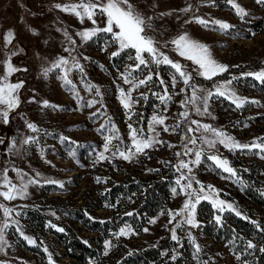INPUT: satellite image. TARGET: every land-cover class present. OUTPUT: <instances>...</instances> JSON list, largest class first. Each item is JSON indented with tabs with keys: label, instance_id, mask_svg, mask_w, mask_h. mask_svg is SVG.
<instances>
[{
	"label": "rangeland",
	"instance_id": "obj_1",
	"mask_svg": "<svg viewBox=\"0 0 264 264\" xmlns=\"http://www.w3.org/2000/svg\"><path fill=\"white\" fill-rule=\"evenodd\" d=\"M76 2L78 0H0V74L6 71L3 62L8 58V53L15 51L17 55L11 57V62L21 71L13 73L9 81H23V87L19 90V107L10 113L7 123L0 117V172L7 169L9 178L18 185L16 169L25 174V182L34 177L41 181L38 185H29L27 195L22 198L7 201L0 197V204L14 210L11 217H5L0 209V227L5 220L10 225L4 231L7 243L0 251V264H47L50 263L49 253L54 264H108L121 253L134 248L169 244L172 240L170 230L182 219L177 217L176 221L169 223L168 213L180 210L187 199L180 186L175 183L181 175L175 166L180 160L194 159V155H176L178 152L183 153L187 143L184 136L189 121L180 116V113L185 111L180 105L185 94L180 93V90L186 86L178 78L176 87H171V77L175 70L168 65H151L150 68L141 66L140 71L132 72L133 77L143 78L149 71L158 75H154L148 86H141L132 92L133 98L139 102L133 104L132 112L135 115L129 119V111L121 103L120 88L127 91L130 86L123 82L120 74L130 71L128 66L135 61L129 59V56L134 57L135 52L131 49L125 50L115 56V59L119 60L111 62V54L117 51L118 45L110 42V35L101 33L87 42L77 36L76 33L80 31L97 26L104 27L106 18H98L97 25L88 20L81 23L74 14L55 7L58 3L64 5ZM131 2L145 17H152V29L148 30L147 34L153 36L161 45L187 33L192 39L208 45L213 58L228 66L227 72L209 80L198 75L197 66L192 61L180 57L174 51L173 45L162 48L169 58L181 63L192 73V84L202 89L214 90L216 86L231 81L224 89L226 93L231 90L241 98L258 102L245 103L241 108H237L227 95H213L208 101L210 114L197 115L191 111L189 120L195 119L201 124H209L241 144H251L256 140L264 142V92L258 87L260 81L244 75L264 70V4H258L256 0H236L248 12V15L241 19L227 0H215L214 4L212 0ZM189 5L191 11H181ZM194 17L209 21L221 20L233 27L227 31L218 30L217 26L211 24L205 27L195 22ZM9 30L14 33V39L11 45H5ZM65 32L68 35H65ZM69 36L75 41L74 45ZM105 48L107 50H104ZM61 57L69 61L68 78L75 85L73 91H70V86H66L61 79L64 75L63 68H53L47 76L44 75V70L51 68ZM73 57L83 66V73L73 66ZM160 78L166 82L169 92L173 95L172 101L167 105L154 95L164 94V86L159 83ZM88 85L98 86L100 95L96 94L95 89L89 91ZM77 93L81 99H77ZM140 93H145L147 99L142 98ZM33 97L35 102H30ZM44 100L59 107H44ZM92 100L98 102L88 107L87 102ZM153 115L166 116L165 124L169 128L178 123L180 126L175 132H165L163 126L156 125L159 134L157 138L164 143L146 149L145 154L136 155L131 160H124L119 155L112 156V152L116 151L113 145L121 146V150L131 146L128 128L130 123L134 127H142L146 136L152 135L148 131V125ZM26 122L34 123L40 131L32 132L27 128ZM101 125H105V128L98 131ZM114 129L119 130L120 139L113 140L112 145H109L111 151L104 153L109 159L101 160L99 154L104 152V144L107 142L105 137L114 135ZM194 135L199 137L200 133ZM204 135L213 138L209 133ZM28 136L34 137L37 142L23 144V140ZM61 137H67L73 143L62 141ZM13 140L16 141L14 148L11 143ZM188 147L204 149L201 163L191 165L194 181L198 180L205 186L204 194L210 195L212 199L223 200L226 204L231 203L241 215L246 214L240 209V204L243 203L248 205L253 214L264 218V210L252 204L238 184L240 175L251 173L264 187V159L256 154L255 150H229L219 142L214 149H210L207 145H202L199 139L197 145L189 144ZM70 150L75 152V156L70 154ZM210 154L227 159L230 166L236 170V176H230L216 167L214 162L207 159ZM125 168L143 174L161 168L172 171L175 175L167 208L149 215L141 231L128 221L119 223V212L108 208L106 202L101 199L108 179H119ZM36 173H40V176L36 177ZM45 179L63 182L64 187L45 183ZM209 185L215 192L208 190ZM174 187L177 188V194L172 192ZM199 187L200 185L193 182V188L198 190ZM4 190L6 189L0 188V191ZM205 202L211 204L215 215L223 216L232 211L220 213L213 207L211 199L201 200L196 207V219L201 227L181 225L176 228L177 236L184 238L186 245L191 247L188 257L191 264H242V261L253 264L255 255L250 253L253 250L238 247L230 241H216L204 230V221L199 217V211ZM81 204L97 219L113 218L116 222L115 229L107 231L106 234L92 232L80 220L67 215L69 208H76ZM29 210L49 217V225H54L55 229L67 225L71 231L88 240L98 250L100 258L80 262L70 258L62 241L55 234L45 232L30 220L27 221ZM211 215L210 210L205 211L203 218L208 219ZM152 220L156 222L151 223ZM28 222L32 223V226L27 227ZM126 225L131 227L133 234L118 237L119 230ZM17 227L36 243L29 244L16 230ZM145 228L148 229L147 232L144 231ZM189 234L201 246L198 254ZM106 241L112 243V247L107 250ZM45 248L48 251L44 257L39 251ZM105 251L107 255L104 254ZM240 253H243V256L241 260H237L236 255Z\"/></svg>",
	"mask_w": 264,
	"mask_h": 264
},
{
	"label": "snow or ice",
	"instance_id": "obj_2",
	"mask_svg": "<svg viewBox=\"0 0 264 264\" xmlns=\"http://www.w3.org/2000/svg\"><path fill=\"white\" fill-rule=\"evenodd\" d=\"M227 2L232 6L235 10L236 15H238L241 19L248 15V12L236 2V0H227ZM212 3H215V0H212ZM258 4H264V0H256ZM55 7L64 12H69L74 14L79 18L81 23H84L85 20L91 21L93 25H97L98 18H106L104 27H94L90 29H86L76 33L83 41L87 42L92 40L98 34H108L111 37L110 42H114L118 45L117 51H114L111 55L112 57L120 55L121 52L125 50L131 49L134 50L135 56H129V59H133L135 61L134 64L129 65L128 68L130 71L127 74L121 73V79L125 84H128L130 87L127 91L125 89L120 88V99L123 107L129 111V119H131L132 115H135L132 112L133 104L138 103V100H135L132 96V92L139 89L141 86H148L150 82L153 81L154 75H158L149 71V73L143 78H136L132 76V72L140 71L141 66L144 68H150L151 65H168L172 69H174V73L171 77V87L175 88L179 80H182L183 84L186 86L185 88L180 90V93L185 94V98L180 101V105L185 111L180 113V116L183 120H188L189 123L186 126V132L184 139L187 143L184 146L183 153H176L179 157L181 155L184 156H192L194 155V159L190 161L180 160L179 164L175 166L177 172H181V175L176 179L175 183L180 186L181 191L186 196V201L182 205V208L175 212H169L170 220L169 223H172L177 220V217H181L182 219L176 223V227L171 229V239L173 241H177L179 243V237L177 236L176 228L181 227V225H187L191 228H200L201 225L199 221L196 219V207L201 202V200H210L218 212L223 213L226 210L235 211L237 216L241 215V212L236 211L234 206L231 203H225L223 200L212 199L210 195L205 193V186L200 183V181L195 180L192 176V167L193 164H200L202 159V154L204 152L203 147L199 150L190 148L188 145H197L198 139L202 145H207L208 148L214 149L216 147L217 142L222 144L225 148L229 150H248L254 151L256 154H259L262 159H264V142L260 140L253 141L251 144H241L236 141L235 138L227 135L224 131L213 128L209 124H201L199 121L192 119L189 120V116L191 111H194L197 115L210 114L208 113V101L213 95L218 96H228V98L232 101L233 104L237 108H241L245 103H258L257 101H248L246 98H241L236 95L234 91L229 90L227 93L225 92V88L228 84H231V81H227L224 85H218L214 90H206L199 88L198 86L191 83L193 80V75L191 72H188L184 65L181 63L174 61L169 58V56L162 51V48H167L169 44L174 46V51L179 54L180 57L186 58L189 61H192L196 66V72L198 75L203 76L206 79L211 80L214 76L227 72L228 66L219 63L216 61L212 52L208 45L199 42L197 40L192 39L187 33L181 34L176 38H173L170 41L164 42V44H160L153 36L147 34L148 30L152 29L151 20L152 17H145L140 11L137 10L136 6L131 2V0H78L76 3L70 4H56ZM191 5L182 9L181 11L188 12L191 11ZM171 13H161V15H170ZM195 22L208 27L210 24L217 26L218 30L227 31L231 29L233 26L227 22L221 20H206L202 17H194ZM65 35H68L65 32ZM14 39V33L9 30L5 37V45H11ZM69 40L74 45L75 41L69 36ZM67 50V49H66ZM75 50L74 48L72 49ZM104 50H107L105 48ZM147 54V55H146ZM17 55L15 51L8 53V58L3 62L5 66V73L0 74V117L3 118L4 122H8L9 115L12 111L17 109L20 105V96L19 90L23 87V81H19L16 83H12L9 81V77L21 69L15 67L11 62V57ZM87 59V57H85ZM69 61L63 57H61L56 63L52 65L51 68H46L44 70V75L47 76L48 73L53 68H63L64 75L61 77L64 84L66 86H70L69 90L73 91L75 89V85L72 80L68 78V74L70 69L67 67ZM73 66L78 68L81 73L84 72V68L81 64L76 62L73 57ZM26 71L27 69H23ZM178 74V75H177ZM244 75L252 76L257 81L264 83V70L255 72V73H246ZM159 83L164 86V94H155L157 98L165 105L168 102L172 101L173 95L169 92V87L166 82L160 78ZM96 90V94L100 95L99 87L96 85H88V90L92 91ZM180 93H176L179 95ZM140 96L144 99H147L145 93H140ZM77 99H81L79 94L77 93ZM35 102V97L32 98V101ZM98 101L92 100L87 102V106L91 107ZM44 107H52L58 108L57 105H51L47 100L42 102ZM189 106L191 109L189 110ZM95 115V113L93 114ZM167 117L164 115H153L151 118V123L148 125V131L152 133V135H145V130L141 127H134L131 123L128 125L129 128V136L131 139V146H129L126 150H121V146L113 145L116 148L115 152H112V156L119 155L124 160H131L134 156L139 154H145L146 149H150L155 147L157 144H163L164 142L159 140L158 133L156 131V125L163 126V131L175 132L177 128H179V123L172 128H169L166 124ZM195 125V127H193ZM26 126L32 132H38L40 129L34 123L26 122ZM105 125H101V128L98 131L103 130ZM114 135H110L105 137L107 141L104 144V152L99 154V158L101 160L109 159V157L105 156V152H110L111 149L109 145H112L113 140L120 139L119 130L114 129ZM199 132L200 136L197 137L194 135ZM205 133L211 134V137L204 135ZM191 134V135H190ZM62 141H69L67 137H61ZM2 142V141H0ZM36 139L32 136H28L23 140V144H31L36 143ZM12 147L16 146V141L13 140ZM69 143H73L69 141ZM43 154V152H42ZM70 154L75 156V152L70 150ZM207 159L214 162L215 166L222 169L225 173L230 174V176H236V170L230 166L229 161L227 159L221 158L219 155L210 154L207 156ZM49 163H51L49 161ZM182 170H187L183 172ZM17 172V176L19 178V185L17 183H13V181L8 176V170L4 169L0 172V188L6 189L4 191H0V197H3L7 201H12L17 197H24L27 195V188L29 185H38L41 181L37 178L28 179L25 182V174L19 170H15ZM152 171V170H149ZM40 173H36V177H39ZM100 181V178H97V182ZM45 183L56 184L58 187L63 188V182L45 179ZM193 182L200 185L199 189L193 188ZM210 192H215V189L212 186H207ZM172 192L177 194V188H172ZM0 209L3 210V215L5 217H11L13 213V209L6 207L4 204H0ZM19 215V213H17ZM126 215H132V213H126ZM248 219V217H244ZM214 220L217 224L222 223V216L216 215ZM155 220H152L151 223H155ZM257 228H260L261 231H264V228L256 222L252 221ZM9 222L7 220L4 221L3 226L0 227V251L3 250V246L7 243L4 237V231L9 227ZM53 227H55L53 225ZM16 230L20 233V235L29 243L35 244L36 241L32 238L25 235L23 231L20 230L19 227ZM58 231L63 232L64 229L59 228ZM145 232L148 231L147 228L144 229ZM133 234V230L130 226L122 227L119 230L117 236H128ZM189 239L192 241L195 247V251L198 254L201 251V246L195 242V238L189 234ZM234 243V242H233ZM112 247L111 241L105 242V249H110ZM245 248L248 250L257 249V245L252 241H247L245 244ZM47 252V248L44 249ZM260 252L264 253V247H260L258 249ZM107 255V251L104 253ZM243 253L236 255L237 260H241ZM172 260L176 259V256L171 257ZM48 260L50 264H54L52 261V255L49 253ZM242 264H248L246 261H242Z\"/></svg>",
	"mask_w": 264,
	"mask_h": 264
},
{
	"label": "trees",
	"instance_id": "obj_3",
	"mask_svg": "<svg viewBox=\"0 0 264 264\" xmlns=\"http://www.w3.org/2000/svg\"><path fill=\"white\" fill-rule=\"evenodd\" d=\"M0 32L2 33V28ZM115 60L119 59L113 57L111 62ZM258 87L264 92V83L258 82ZM121 174L119 179H108L101 199L106 202L108 208H113L119 212V223L128 221L133 227L141 231L149 215L165 210L170 203L171 187L175 181L174 172L156 168L148 174H143L125 168ZM238 184L252 204L264 210V187L262 183L251 173H246L240 175ZM240 209L246 214L237 216L234 211H231L222 216L221 224H217L214 220L215 211L209 202H205L200 207L199 217L204 221L202 224L204 230L216 241L224 243L235 241L234 243L238 247L243 248L249 240L255 243L257 249L250 252L255 255L252 263L264 264V253L258 250L260 247H264V231L252 223V221H256L261 228H264V218L253 214L248 205L243 203L240 204ZM209 210L210 214L212 212L211 217L203 218V213ZM27 213V221L30 220L45 232L55 234L62 241L66 254L76 262L100 258L98 250L88 240L71 231L67 225H63L64 231L61 232L49 225V217L46 215L33 210H29ZM126 213H132V215H126ZM67 215L80 220L92 232L106 234L107 231L116 227L113 218L97 219L89 214L88 209L83 204L76 206V208H69ZM244 217H248V219ZM26 226L30 227L32 223L29 224L28 222ZM185 242L184 238H179V243L170 240L167 245L150 246L142 249L134 248L121 253L113 262L108 264H191L188 258L191 247ZM39 252L44 257L46 256L44 250ZM172 256H176V259L172 260ZM44 260L46 259L44 258Z\"/></svg>",
	"mask_w": 264,
	"mask_h": 264
}]
</instances>
